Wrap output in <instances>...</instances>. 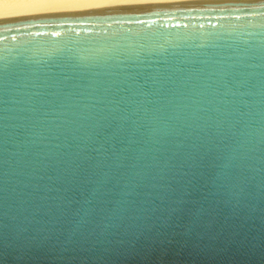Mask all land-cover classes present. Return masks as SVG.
Listing matches in <instances>:
<instances>
[{
  "label": "water",
  "instance_id": "95a60500",
  "mask_svg": "<svg viewBox=\"0 0 264 264\" xmlns=\"http://www.w3.org/2000/svg\"><path fill=\"white\" fill-rule=\"evenodd\" d=\"M0 264H264V0L0 15Z\"/></svg>",
  "mask_w": 264,
  "mask_h": 264
},
{
  "label": "bare ground",
  "instance_id": "6f19581e",
  "mask_svg": "<svg viewBox=\"0 0 264 264\" xmlns=\"http://www.w3.org/2000/svg\"><path fill=\"white\" fill-rule=\"evenodd\" d=\"M120 1L127 0H0V15L62 4Z\"/></svg>",
  "mask_w": 264,
  "mask_h": 264
}]
</instances>
